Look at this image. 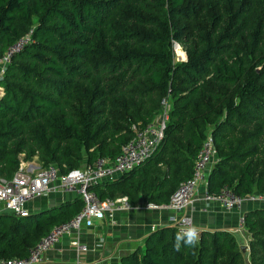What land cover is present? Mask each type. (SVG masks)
I'll use <instances>...</instances> for the list:
<instances>
[{"label":"trees","instance_id":"obj_1","mask_svg":"<svg viewBox=\"0 0 264 264\" xmlns=\"http://www.w3.org/2000/svg\"><path fill=\"white\" fill-rule=\"evenodd\" d=\"M236 0H0V57L33 42L0 79V179L21 163L62 172L115 159L134 128L166 111L165 138L142 166L92 190L100 199L167 204L190 179L201 147L218 155L208 191L264 194V11ZM187 60L177 62L174 44ZM81 199L17 217L0 214V261L26 258L74 218ZM237 235L203 232L176 246L162 228L121 264H264V208L244 215Z\"/></svg>","mask_w":264,"mask_h":264},{"label":"built area","instance_id":"obj_2","mask_svg":"<svg viewBox=\"0 0 264 264\" xmlns=\"http://www.w3.org/2000/svg\"><path fill=\"white\" fill-rule=\"evenodd\" d=\"M33 42L32 33L20 38L6 53L0 57L1 74L4 77L6 68L13 58ZM177 44L174 45L175 47ZM184 61V60H183ZM168 114L165 111L154 123L134 128L135 137L123 148L115 159L99 158L93 165L84 169H73L62 172L56 165L41 168L38 165L21 163L19 170L9 180L0 179V205L17 217H28L30 211L27 206L30 202L59 193L73 195L82 200V210L70 221L54 227L51 232L30 251L26 258H12L0 261V264H43L45 255L65 236L79 234L83 226L90 228L94 221H103L109 216L111 219L116 212L131 211L134 206L127 198L100 199L92 189L104 182H113L142 166L153 157L165 138ZM218 151L214 137L209 134L205 139L195 161L193 175L183 182L167 204L158 205L148 203L147 210H163L173 214H181L192 207L196 201V194L200 186H206L205 201L218 203L228 212H240L247 202L264 205V194L239 196L224 189L218 194L208 191L209 175L213 168ZM171 225L178 233L195 227L191 217L172 216ZM244 215L240 221L241 230L244 229ZM198 231V239L201 231ZM73 246L80 252L88 248L79 239L73 241ZM59 264H85L80 260L75 262H61Z\"/></svg>","mask_w":264,"mask_h":264},{"label":"crops","instance_id":"obj_3","mask_svg":"<svg viewBox=\"0 0 264 264\" xmlns=\"http://www.w3.org/2000/svg\"><path fill=\"white\" fill-rule=\"evenodd\" d=\"M1 93L2 91H0ZM27 164L37 165L34 162ZM120 178L121 176L117 177L116 180ZM205 194L206 186L202 185L197 191L193 206L187 208L181 214H173L163 210H147L145 206L149 203L148 198L140 197L136 205L132 204L134 209L131 211L116 212L112 219L107 216L103 221L96 220L92 227L84 228L79 234L63 237L45 255L43 264L68 263L77 260L85 264H121L124 256L138 250L144 251L148 237L155 231L172 227L170 220L174 215L191 217L195 227L201 231V234L203 232L225 231L240 237L242 233L246 234L243 231L241 232L240 221L242 216L251 210L264 208L260 204L247 202L242 211L228 212L218 203L205 201ZM74 198L69 194L59 193L37 200L43 201L44 208L42 210L45 211L60 207L63 203L72 201ZM34 203H36L35 200L30 206H34ZM75 239H79L88 250L79 253L72 244Z\"/></svg>","mask_w":264,"mask_h":264},{"label":"rangeland","instance_id":"obj_4","mask_svg":"<svg viewBox=\"0 0 264 264\" xmlns=\"http://www.w3.org/2000/svg\"><path fill=\"white\" fill-rule=\"evenodd\" d=\"M237 1H239V3H242V4L246 3L245 6L254 5L256 8L259 7V9L264 11V0H236V2ZM175 44H177V43H175ZM177 45L178 46H176L175 50H174L175 58H176L177 62H181L183 60H187V52H186L184 46H182L181 44H177ZM0 74H1V71H0ZM208 133L210 134V132H208ZM71 196H73V195H71ZM36 200H35L36 203H34V206H30V204L33 203L34 201L31 202L27 206V209L30 211V213H36V212H39V211H43L42 210L44 208V206L42 204L43 201H41V200H37L36 201ZM260 205L264 206L263 204H260ZM6 212L8 213V211H6L5 208L2 205H0V214L1 213H6ZM84 228H85V226H83L82 230H84ZM242 231L246 233V231H244V229H242L241 232ZM237 237L240 239L243 248L245 246L248 248V245H249V242H250L249 241L250 235L247 234V233L246 234L242 233V235L240 237L239 236H237ZM246 247L243 249V251L246 250Z\"/></svg>","mask_w":264,"mask_h":264},{"label":"clouds","instance_id":"obj_5","mask_svg":"<svg viewBox=\"0 0 264 264\" xmlns=\"http://www.w3.org/2000/svg\"><path fill=\"white\" fill-rule=\"evenodd\" d=\"M198 240V231L195 227L189 228L185 232L177 233L176 246L180 247V243L183 242L186 245H194Z\"/></svg>","mask_w":264,"mask_h":264},{"label":"water","instance_id":"obj_6","mask_svg":"<svg viewBox=\"0 0 264 264\" xmlns=\"http://www.w3.org/2000/svg\"><path fill=\"white\" fill-rule=\"evenodd\" d=\"M244 251H246V250H244Z\"/></svg>","mask_w":264,"mask_h":264}]
</instances>
